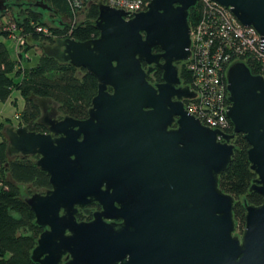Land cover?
Returning a JSON list of instances; mask_svg holds the SVG:
<instances>
[{"label":"water","instance_id":"water-1","mask_svg":"<svg viewBox=\"0 0 264 264\" xmlns=\"http://www.w3.org/2000/svg\"><path fill=\"white\" fill-rule=\"evenodd\" d=\"M197 1L150 0L130 18L127 12L133 10L99 3V36L43 45L47 55L87 69L99 88L87 118H60L58 103L40 97V122L48 131L5 128L8 154L39 155L37 164L50 176V188L26 197L44 228L32 250L34 261L264 264V76L244 60L228 67L232 133L203 124L185 108L183 99L197 91L177 86L176 62L191 56L189 12ZM216 1L254 27L264 49V0ZM5 9L6 0H0V11ZM155 67L164 78L157 84L148 79ZM239 132L250 144L248 157L257 174L250 191L263 196L260 204L245 200L241 234L235 197L219 184ZM92 201L103 209L92 220H78V207Z\"/></svg>","mask_w":264,"mask_h":264},{"label":"trees","instance_id":"trees-1","mask_svg":"<svg viewBox=\"0 0 264 264\" xmlns=\"http://www.w3.org/2000/svg\"><path fill=\"white\" fill-rule=\"evenodd\" d=\"M43 1L51 5L59 16H65L70 21L73 18L71 0ZM84 9L85 17L79 15L78 19L73 20L74 23L62 27L57 23L44 21V12L40 8H22L20 16H16L14 20L17 25L15 33H26L23 48L27 50L32 47L31 42L41 46L55 42L60 37L71 36L87 40L99 36L100 30L96 25L100 13L99 4L91 2ZM198 17L197 6L191 7L190 24L194 25ZM3 23L0 34L10 37L11 30L8 27L13 21ZM27 62L21 61L19 57L13 58L6 43L0 40V99L8 100L15 89L21 92L25 105L20 115V125H26L34 131H47V127L40 122L43 109L36 102V98L40 97L56 101L60 117L69 114L83 119L88 116L93 97L99 88L96 76L85 68L60 61L44 52L40 54L36 64L27 67ZM246 62L253 73H263L257 60ZM184 70L190 83L191 72L187 66ZM152 75L154 80L159 81L162 70L157 69ZM1 127L3 128L2 124ZM230 128L234 132L232 124ZM232 141L236 145L235 153L228 167L220 174L219 184L224 191L235 197L236 230L239 229V233H242L246 219L245 200L250 204H260L263 196L256 190L250 191L257 174L251 168L248 157V140L244 133L239 132ZM7 149L8 139L0 129V264H41L32 259V250L44 228L36 223L35 212L27 203L25 193L45 192L51 187L50 176L37 164L39 155H9Z\"/></svg>","mask_w":264,"mask_h":264},{"label":"built area","instance_id":"built-area-1","mask_svg":"<svg viewBox=\"0 0 264 264\" xmlns=\"http://www.w3.org/2000/svg\"><path fill=\"white\" fill-rule=\"evenodd\" d=\"M93 1L71 0L75 20L79 18L80 10ZM95 1L98 4L105 3L116 8L133 10L127 12L126 18L146 10L150 2V0ZM196 6L199 17L194 25H191V56L186 61L192 75L189 86L191 90L197 91V94L188 99L185 107L198 116L203 124L232 133L231 128L229 129L232 122L227 116V109L231 103L228 97L227 70L237 60L246 62L254 59L263 72L260 74L264 76L261 34L254 27L241 23L230 6L216 0H198L193 7ZM8 29L11 30L10 37L16 42L15 50L20 58L26 33H15L17 29L15 23Z\"/></svg>","mask_w":264,"mask_h":264},{"label":"rangeland","instance_id":"rangeland-1","mask_svg":"<svg viewBox=\"0 0 264 264\" xmlns=\"http://www.w3.org/2000/svg\"><path fill=\"white\" fill-rule=\"evenodd\" d=\"M11 3L15 4L17 2L18 5H20L22 8H26L28 7H33L34 5L30 3L31 0H9ZM35 1V0H34ZM7 2V0H6ZM30 4V5H29ZM8 5V3H7ZM27 7V8H28ZM36 7V6H35ZM39 8L44 12V17L43 20L47 21V22H55V23H60V22H56L59 18V14H57V12H55V14H52L51 11L47 8H44L42 6H39ZM15 9H17V7H15ZM55 10V9H54ZM82 12H80L79 15H81V17H85V12L86 10L84 8L81 9ZM1 12H3V14L1 15ZM54 12V11H52ZM17 13V14H16ZM18 13H20V11H15L12 10V8H10L9 10L5 9L3 11H0V29H2V24H4L3 22L6 21H13V23H15V17L16 16H20ZM61 17V16H60ZM55 18V21L53 20ZM65 38V37H63ZM0 40L4 41L9 49V52L11 54V56L14 58H18L15 48H16V42L14 41L13 38L9 37V36H5L3 34H0ZM32 43V47L29 48L28 50L23 48L22 53L20 55V58L27 62L29 60V62H27V67H30L34 64L37 63L40 54L43 51L42 46L40 45H35L33 42ZM25 64V65H26ZM25 105V98L24 96L21 94V92L19 90H14L11 97L8 98L7 101H3L2 99H0V129L3 130L4 135L5 134V128L7 126H15L18 127L20 125V120H21V112L22 109L24 108ZM1 124L3 125V128L1 127ZM234 131V130H233ZM31 194H26L25 196H29ZM239 229L236 230V233H239ZM241 234V233H239Z\"/></svg>","mask_w":264,"mask_h":264},{"label":"flooded vegetation","instance_id":"flooded-vegetation-1","mask_svg":"<svg viewBox=\"0 0 264 264\" xmlns=\"http://www.w3.org/2000/svg\"><path fill=\"white\" fill-rule=\"evenodd\" d=\"M37 1H43V0H36V1H30V3H31V5L33 4L34 6H33V8H39V6H37L36 4H35V2H37ZM44 2V1H43ZM93 2H96V3H98L97 1H93ZM7 3H8V9L7 10H9L10 8H12V10H15V11H21V9H22V7L20 6V5H18L17 4V2L15 3V4H13V3H11L9 0H7ZM30 5V4H29ZM36 6V7H35ZM15 7H17V9H15ZM28 7V6H27ZM26 7V8H27ZM52 7V6H51ZM30 8V7H29ZM191 9V8H190ZM50 11H51V13L52 14H55V12H57V11H55L54 10V8L52 7L51 9H49ZM52 11H54V12H52ZM3 14V12H1V15ZM17 14V13H16ZM18 14H20V13H18ZM44 14V13H43ZM58 20L56 21V22H60V23H57V25L58 26H62V27H65L67 24L69 25V24H71L72 22L74 23V21H75V19H74V17L71 19V21L67 18V17H65V16H63V17H60L59 16V18H57ZM54 21H55V18L53 19ZM74 20V21H73ZM52 23H55V22H52ZM67 37H71V36H67ZM60 38H63V37H60ZM66 38V37H65ZM58 39V38H57ZM56 39V40H57ZM56 42V41H55ZM54 41L53 42H51V43H49V44H54L55 43ZM42 46V48H43V45H41ZM153 52H155V53H161L162 52V49L160 48V47H154L153 48ZM162 61H163V59H162ZM176 64L178 65V68H179V78H180V82L179 83H177V86L178 87H180V86H184V85H189L190 83H188V78H187V76H186V74H184V68L187 66V61L185 60V61H178V62H176ZM186 65V66H185ZM143 66L147 69L148 67H149V64L146 62V61H144L143 62ZM157 69H161V68H159V67H155L154 68V70H152L150 73H149V75H148V79H149V81L151 82V83H153V84H157V83H161V82H163L164 81V78H163V70H162V78L161 79H159V81L156 79V80H154L155 78L153 77V73H154V71L155 70H157ZM176 98V97H175ZM188 99H191V98H185V99H183V101H184V105L186 104V102L188 101ZM51 105H53L52 103H50ZM186 108V107H185ZM89 112V111H88ZM88 117V116H87ZM86 117V118H87ZM61 118V117H60ZM177 124L176 123H174V126H176ZM20 126V125H19ZM47 131H48V128H47ZM42 132H45V131H42ZM36 155V154H35ZM103 209V206H102V204L99 202V201H92V202H89L88 204H86L84 207H78V211H77V213H76V217H77V219L78 220H81V221H89V220H92L94 217H95V212H97V211H101ZM107 220H109V219H107ZM117 221H121V219L119 218V219H116ZM110 221V220H109Z\"/></svg>","mask_w":264,"mask_h":264},{"label":"bare ground","instance_id":"bare-ground-1","mask_svg":"<svg viewBox=\"0 0 264 264\" xmlns=\"http://www.w3.org/2000/svg\"><path fill=\"white\" fill-rule=\"evenodd\" d=\"M228 85V84H227ZM229 91V90H228Z\"/></svg>","mask_w":264,"mask_h":264},{"label":"crops","instance_id":"crops-1","mask_svg":"<svg viewBox=\"0 0 264 264\" xmlns=\"http://www.w3.org/2000/svg\"><path fill=\"white\" fill-rule=\"evenodd\" d=\"M7 101V100H6Z\"/></svg>","mask_w":264,"mask_h":264}]
</instances>
